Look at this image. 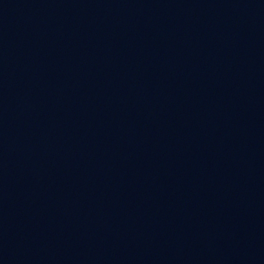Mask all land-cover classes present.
<instances>
[{
    "label": "water",
    "instance_id": "obj_1",
    "mask_svg": "<svg viewBox=\"0 0 264 264\" xmlns=\"http://www.w3.org/2000/svg\"><path fill=\"white\" fill-rule=\"evenodd\" d=\"M0 264H264V0H0Z\"/></svg>",
    "mask_w": 264,
    "mask_h": 264
}]
</instances>
